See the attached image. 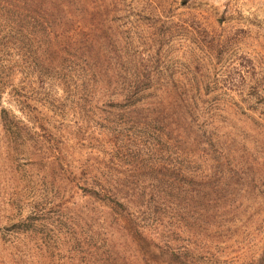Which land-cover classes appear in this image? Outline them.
Listing matches in <instances>:
<instances>
[{
  "label": "rangeland",
  "instance_id": "374dc122",
  "mask_svg": "<svg viewBox=\"0 0 264 264\" xmlns=\"http://www.w3.org/2000/svg\"><path fill=\"white\" fill-rule=\"evenodd\" d=\"M0 264H264V0H0Z\"/></svg>",
  "mask_w": 264,
  "mask_h": 264
},
{
  "label": "trees",
  "instance_id": "16d2710c",
  "mask_svg": "<svg viewBox=\"0 0 264 264\" xmlns=\"http://www.w3.org/2000/svg\"><path fill=\"white\" fill-rule=\"evenodd\" d=\"M0 121L2 127L7 130V127H9L10 119H8V111L4 107H0Z\"/></svg>",
  "mask_w": 264,
  "mask_h": 264
}]
</instances>
